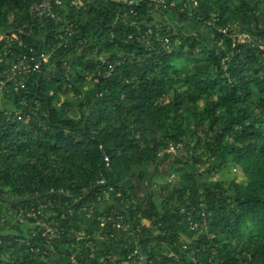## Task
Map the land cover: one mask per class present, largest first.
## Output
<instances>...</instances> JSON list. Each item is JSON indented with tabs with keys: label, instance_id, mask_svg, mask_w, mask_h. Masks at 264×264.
<instances>
[{
	"label": "trees",
	"instance_id": "obj_1",
	"mask_svg": "<svg viewBox=\"0 0 264 264\" xmlns=\"http://www.w3.org/2000/svg\"><path fill=\"white\" fill-rule=\"evenodd\" d=\"M34 1L0 0L49 54L2 91L0 264H264V0Z\"/></svg>",
	"mask_w": 264,
	"mask_h": 264
},
{
	"label": "built area",
	"instance_id": "obj_2",
	"mask_svg": "<svg viewBox=\"0 0 264 264\" xmlns=\"http://www.w3.org/2000/svg\"><path fill=\"white\" fill-rule=\"evenodd\" d=\"M195 3V0H193ZM67 3L69 6H81L83 4L82 0H35L29 5V13L37 20H42L46 18H51L54 20H60L57 15L55 8L62 7ZM73 24L65 21L61 31L57 34V37L63 38L64 35L68 37L73 34ZM18 32H21V28H17L16 31L11 33H2L0 35V42H4V54L11 55L13 59L6 62L7 66L3 69L0 78V99L2 97L3 89L6 92L13 90L18 91L25 87V83L31 73L38 71L43 63H46L49 58V54L45 51H37L34 47H29L28 51L15 52L11 47L14 41H18V45H21V41L18 38ZM243 37L245 35H242ZM167 42V41H166ZM18 119L21 118L20 115L17 116ZM100 180V183H103ZM44 231L42 235L47 238H52L58 235V230L56 227L42 224ZM137 251L135 250L132 254L135 257ZM139 260V261H138ZM138 260L132 259L130 264H143L142 258L139 257ZM129 264V263H126Z\"/></svg>",
	"mask_w": 264,
	"mask_h": 264
},
{
	"label": "water",
	"instance_id": "obj_3",
	"mask_svg": "<svg viewBox=\"0 0 264 264\" xmlns=\"http://www.w3.org/2000/svg\"><path fill=\"white\" fill-rule=\"evenodd\" d=\"M59 196H60V194H59ZM36 198H37V196L26 197V198H23V199H21L19 201H30V200H33V199H36ZM0 200L7 201V202H10V203H16V202H18V200H11V199L2 198V197H0Z\"/></svg>",
	"mask_w": 264,
	"mask_h": 264
},
{
	"label": "rangeland",
	"instance_id": "obj_4",
	"mask_svg": "<svg viewBox=\"0 0 264 264\" xmlns=\"http://www.w3.org/2000/svg\"><path fill=\"white\" fill-rule=\"evenodd\" d=\"M156 17L158 18L159 16L156 15ZM167 17H168V16H167ZM1 98H2V97H1ZM3 102H4V99H0V106H2V108L5 107V105H4ZM236 179L240 181V180L242 179L241 175H237Z\"/></svg>",
	"mask_w": 264,
	"mask_h": 264
}]
</instances>
